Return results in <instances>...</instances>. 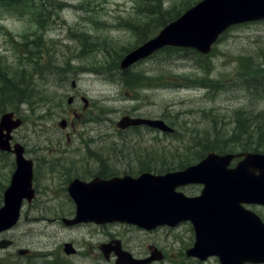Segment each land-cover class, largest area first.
<instances>
[{
	"label": "rangeland",
	"instance_id": "obj_1",
	"mask_svg": "<svg viewBox=\"0 0 264 264\" xmlns=\"http://www.w3.org/2000/svg\"><path fill=\"white\" fill-rule=\"evenodd\" d=\"M35 1L37 10L31 7L26 11L15 8L0 10V63L13 64L17 58L25 60L28 57L26 52L35 51L37 58L44 53L43 59H49L53 69L51 73L40 64L42 75L36 74L31 79V74L25 77L16 67L13 76L23 79L24 85L20 82V88L30 89L32 104L43 109L31 111L33 105L23 101L13 105L23 117L28 116L13 136L15 142L30 148L31 153L27 154L30 159L37 158L43 162L50 155L55 157L53 162L59 159L64 164L68 161L84 166L80 149L65 145L66 136L62 139L63 133L57 131L58 122L64 118L72 119V127H78L77 132L83 133L82 137H75V141L92 142L87 149L97 153L100 170L111 162L120 171H131L133 173L128 174L136 177L145 172L158 173L164 164L178 166L186 158L195 163L203 160L207 152L195 156L202 151L201 144L212 147L214 142L220 144L221 141H215V135L222 136L235 128L233 117L238 109L248 111L250 105L253 114L264 111V100L261 102L245 92L239 76L241 65L248 63L250 58L255 66L264 61V21L230 29L210 55H201L202 60L183 51L161 53L122 70L126 55L159 33L161 18L170 19L148 11L138 12L140 3L148 2L153 7L154 3L149 0H53L65 5L62 10H57L54 4L49 8V0ZM197 1L158 0L156 4L161 9L163 2L162 11L165 12ZM131 25L135 29L128 28ZM84 33L89 37H82ZM68 60L71 61L70 67L67 66ZM44 64L48 65V62ZM8 69L0 66V75L4 79L9 78ZM207 77L218 81V91L191 85ZM72 81H76L75 89L71 88ZM33 84L36 85L35 91ZM69 96H85L89 100V108L82 110V104L77 100L72 108L80 116L72 114L67 104ZM45 109L52 112L48 120H40L38 117L46 113ZM126 115L163 120L174 132L146 126L121 131L116 124ZM56 140L63 142L60 149L35 150L45 141ZM237 141H228L229 148H224V153L244 149L241 147H244L245 140ZM62 158L66 160L63 162ZM10 160H14L13 155L0 156V182L4 185L8 184L7 179L11 176ZM179 190L188 196L196 195L200 186L191 185ZM36 199L40 201L39 197ZM70 200L67 191L55 200L50 198L49 202L37 205H64L73 210L66 205ZM25 207L16 227L18 249L54 254L61 242L58 236L60 226L49 221L64 214L68 217V214L61 213L60 208L37 211ZM50 232L57 237L49 236ZM31 234L39 239H29ZM44 234L49 238H44ZM91 235L95 238L100 236L90 247L93 254L100 255V259L74 257L69 261L71 264L116 263L112 256L109 257L110 262L102 259L99 249L115 240H120L121 250L123 247L133 260L144 261L154 252L157 255L162 252V259L149 264H219L215 260L197 263L186 257L185 251L194 238L190 225L186 223L150 232L115 224L100 228ZM36 244L39 248L33 247ZM31 259L27 264H60L55 254Z\"/></svg>",
	"mask_w": 264,
	"mask_h": 264
},
{
	"label": "water",
	"instance_id": "obj_2",
	"mask_svg": "<svg viewBox=\"0 0 264 264\" xmlns=\"http://www.w3.org/2000/svg\"><path fill=\"white\" fill-rule=\"evenodd\" d=\"M261 19H264V0H204L168 25L157 38L129 54L124 59L122 68H127L165 46L195 48L203 54H209L212 45L232 25ZM72 85L75 87V82ZM71 101H73L72 97L69 99V102ZM20 125V121H13V114H5L0 123V150L13 151L17 155L18 163L23 159L24 148L17 144L12 149L10 140L12 139L11 132ZM133 125H149L153 128L167 130L163 121L159 120L132 119L126 116L117 123V127L122 130ZM4 131L7 133L4 134ZM242 156L244 159L235 169L228 168L232 159ZM23 176L16 174L15 180L26 183L28 176ZM189 183L205 185L201 196L188 198L183 193L175 191L177 187ZM97 189L101 191L98 190V192ZM85 192L90 200L88 205L90 211H85L89 214L87 218L89 221L122 222L153 229L158 225H175L183 220H192L198 231V241L195 245V254L188 252L189 254L203 258L205 256L203 254L214 253L220 257L222 264L231 262L234 264H264V224L257 216L253 217L256 225L258 227L261 225V228L253 230L252 239H249L251 241L238 237L237 242L243 240L247 242L235 244V251L231 253L227 248L228 244L225 247L220 245L219 239L220 229L228 224V220L223 215L225 212L217 211V214L215 212L214 219L209 210L214 193H217V197L223 204L234 196L233 202L238 206L245 202L264 205V154L245 153L237 156H220L211 153L199 164L181 172L163 176L146 174L131 181L93 182L86 187ZM82 213L84 212H78L76 221L81 220L79 215L82 216ZM213 227L219 228L215 233L219 239L214 245L215 251H211L210 247L213 245L208 244L207 241ZM219 248L223 253L237 260L225 256L218 250ZM149 261L133 262L126 255H120L119 260L120 264H147Z\"/></svg>",
	"mask_w": 264,
	"mask_h": 264
},
{
	"label": "flooded vegetation",
	"instance_id": "obj_3",
	"mask_svg": "<svg viewBox=\"0 0 264 264\" xmlns=\"http://www.w3.org/2000/svg\"><path fill=\"white\" fill-rule=\"evenodd\" d=\"M80 98L82 99V97ZM69 109L73 114L79 116V113L76 110L71 108ZM70 123L71 121H68V126H70ZM91 143L92 142H73L71 141L70 135H68V141L65 143V145L71 146L74 150L77 148L80 149L81 155L83 156L81 159L85 161L83 164L84 166H81L80 164L79 167V164H74L68 161L65 162L66 164H64L59 161V159L57 162H53L55 158L44 159L43 162H39V159L37 158L33 159L34 194L30 200L23 202L20 211L21 213H24L23 209L25 206L27 210L37 211H52L60 208L61 213L68 214V217H66V214H64L60 217L57 216L53 219H50L49 221L52 225L60 226L58 230V236L61 237V242L57 244V247L54 250V254L56 258L59 259L60 264H71L69 261H71V258L74 257H79L80 259L85 260L97 258L99 260L100 255L93 254L90 247L95 240L100 238V236L95 238L93 235H91V233L98 231L100 228L103 229L109 226L105 224L98 225L96 223L88 222L73 223L70 221H64L65 219H71L76 212V205L72 200L67 201L66 205H69L70 209L73 207V210H69V208L64 205H37L49 202L50 198L53 200L57 199L59 196H61V194L67 192L70 184L77 179L82 182L89 183L95 178H100L102 180L111 178L110 175H112L115 166L113 163L108 162L106 166L100 170L101 168L98 165L96 158L97 153L91 149H87V147L90 148ZM62 146L63 143L53 142L52 148L50 150L60 149ZM27 152L29 153V151ZM55 153L58 154L57 151H55ZM62 160L64 162L66 159L62 158ZM51 161L53 163H50ZM68 195L70 197L69 192ZM43 196L45 197L42 198ZM38 197L40 201L36 199ZM2 206H0V264H27L28 260L31 258L41 259L43 257H48L49 255H54L53 252L43 253L30 249H26L28 250V252H26L23 251L25 248L18 249L16 234L11 233L14 231V227L8 230V227H10L12 224L15 210L12 207ZM247 208L258 214L264 221V207L248 205ZM190 228L193 232L194 238L188 248L193 246L195 240V232L193 227L191 226ZM84 229L85 231H82ZM49 236L54 237L55 233L50 232ZM48 238L49 237H46V239ZM99 249H101V247H99ZM102 257V259H104L103 254ZM192 260L196 261L197 263L202 262L197 259ZM211 260H215L219 263L218 259L216 258L208 259L207 262ZM109 261H111V259ZM97 263L98 262H96V264Z\"/></svg>",
	"mask_w": 264,
	"mask_h": 264
},
{
	"label": "trees",
	"instance_id": "obj_4",
	"mask_svg": "<svg viewBox=\"0 0 264 264\" xmlns=\"http://www.w3.org/2000/svg\"><path fill=\"white\" fill-rule=\"evenodd\" d=\"M158 0H149L150 3H154V7L152 5H149L148 2H142L139 5H137V9L139 13H142L144 11H148L149 14L153 15H160V16H166L170 18L169 20L160 19L161 26H165L168 21L175 20L178 18L183 12H185L187 9H189L192 5L188 4L186 6H182L179 9H172L170 11L163 12V2L161 3V9L160 5L156 4ZM45 2V0H44ZM35 0H0V10L2 8H15L20 11H26L27 8L31 7L34 10H37L35 7ZM52 4L56 5L57 10H62V8L65 6L64 4L58 3L53 0H49V8L52 6ZM44 7V6H43ZM184 7V8H183ZM45 8V7H44ZM150 8V9H149ZM46 9V8H45ZM40 10H42V7H40ZM153 10V11H152ZM176 10V11H175ZM50 11V10H49ZM175 12V13H173ZM51 13V11H50ZM147 22L144 24L146 25ZM142 26L144 31L146 32V27ZM139 30V29H138ZM82 37L88 38L89 35L83 34ZM138 46V45H137ZM127 51V50H126ZM181 51L190 53L194 56L201 57L199 53L196 51H192L189 49H177V48H165L160 53H180ZM202 60V59H201ZM48 62L49 68L48 71L53 72L52 66L50 65V61ZM248 63L241 65L240 75L242 78V85L245 89L244 91L256 98L257 100L261 101L264 100V61H260L256 66L253 65L255 63L251 58L247 61ZM43 66H47L46 64H43ZM67 66H71V61H67ZM34 67V71L31 72L28 69H32ZM37 62L36 61H29L25 66H23L24 69H22V74L26 77L29 74H31V79L36 75L37 70ZM20 71V72H21ZM39 75H42V73H37ZM13 79V78H12ZM11 78L8 79H0V83H4V88L0 90L1 96H0V117L1 115L8 111L9 108H12L11 110H16V108H13L14 104H20L21 101L29 103V105H33L32 101V95H30V90L28 88H20L19 83L21 82L23 85V79L15 78L16 81H13ZM199 80V81H198ZM196 84L199 86H202L204 88L209 87L212 89V92L218 91L217 89H220V86H218V81L216 79L212 78H203L198 79ZM200 82V83H199ZM195 84V83H194ZM33 91L36 89V85L33 84ZM250 106V105H249ZM249 110L246 111L244 108H240L237 111L234 112L233 119L235 120V128L231 130V132L225 133L222 136L215 135V141H221L220 144L214 142V145L210 144H201V152L199 154H195V156H200L203 153H208L209 151H217V152H224V148H229L227 146L228 141H234L238 142L237 140H245L244 148L242 150L244 151H254V152H261L264 153V111H258L257 113L253 114L254 112L250 109H253V107H249ZM31 107H34L31 106ZM18 110V109H17ZM250 111V112H249ZM17 112V111H16ZM252 112V113H251ZM226 138V139H225ZM207 141H210L207 138ZM245 145H250L251 147H246ZM222 149V150H220ZM195 162H191L189 158L184 159L183 162L180 163V165L176 166L175 164H164L161 167V170L158 171V173H165L176 169H183L188 165L194 164ZM178 167V168H176Z\"/></svg>",
	"mask_w": 264,
	"mask_h": 264
},
{
	"label": "bare ground",
	"instance_id": "obj_5",
	"mask_svg": "<svg viewBox=\"0 0 264 264\" xmlns=\"http://www.w3.org/2000/svg\"><path fill=\"white\" fill-rule=\"evenodd\" d=\"M231 180V179H230ZM216 181V180H215ZM224 182V181H223ZM218 185V184H217ZM222 186V185H221ZM235 186V185H234ZM218 187V186H217ZM222 188V187H221ZM222 190V189H221ZM220 190V191H221ZM219 191V192H220ZM216 192V191H215ZM219 196V195H218ZM234 197V196H233ZM213 202L216 204V206H217V211H219V212H223L224 211V204L223 203H221V201H220V198H218L217 197V193H214L213 194ZM220 215V214H219Z\"/></svg>",
	"mask_w": 264,
	"mask_h": 264
}]
</instances>
